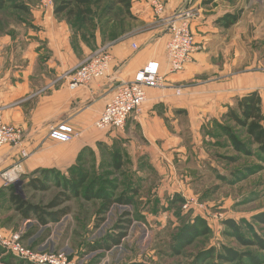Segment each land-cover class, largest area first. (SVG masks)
Wrapping results in <instances>:
<instances>
[{
    "label": "crops",
    "instance_id": "1",
    "mask_svg": "<svg viewBox=\"0 0 264 264\" xmlns=\"http://www.w3.org/2000/svg\"><path fill=\"white\" fill-rule=\"evenodd\" d=\"M161 1L165 11L157 17L147 0H133L134 19H127L126 29L103 27L93 39H85L64 14H56L54 6L42 8L40 1L31 3L29 15L18 12L19 21L0 14V115L23 134L19 145L0 149V190L8 197L9 187L35 172H67L85 150L115 140L144 183L155 180L153 194L160 199L163 182L173 180L176 170L197 174L206 162L215 167L204 145L206 128L224 116L236 97L258 91L264 99V56L246 51L241 21L227 30L215 24L224 14L210 5L214 1ZM185 8L193 12L199 45L192 62L184 71L168 74L166 88L146 90L147 101L124 133L97 131L94 124L121 83L132 81L151 62L165 66L170 40L165 19ZM102 46H110L113 56L107 78L75 92L67 81H59ZM60 126L78 137L70 143L53 139L51 128ZM187 192L182 188L162 196L168 201ZM10 229L0 224V233L9 234Z\"/></svg>",
    "mask_w": 264,
    "mask_h": 264
},
{
    "label": "rangeland",
    "instance_id": "2",
    "mask_svg": "<svg viewBox=\"0 0 264 264\" xmlns=\"http://www.w3.org/2000/svg\"><path fill=\"white\" fill-rule=\"evenodd\" d=\"M37 1L8 0L10 4L15 2L31 4ZM209 1H214L210 5L216 7L223 14L242 11L239 21L244 24L242 29H246L245 32H247V37L244 39V43L247 45L246 51L251 56L255 54L264 56V0ZM69 2L71 0H53L54 10L56 7H62ZM109 6L110 0H92L93 23L91 22V26L84 29L87 34L90 35L98 29H103L102 24L106 19L111 20L109 26L114 29H126L129 26L127 19H124L122 8L117 7L109 13L110 15L104 16L106 10L108 12ZM70 11L74 14L70 19L71 22L78 25L79 18L75 17L78 15V9L72 6ZM68 14L70 15V13ZM64 16L66 17V15ZM197 46H199L198 43ZM239 137L244 139V133L242 132ZM220 140L225 141L224 138H220ZM116 142L115 140L111 145L98 148L94 152H87L81 158L80 169H78L77 174L88 175L90 181L96 180L95 190L102 187L111 190L114 188L113 185L116 186L115 195H118L133 180L131 177L133 171L127 169L128 167L119 172L115 171L113 154L115 151L122 152L121 145ZM251 149L254 153L251 157L237 155L227 147L216 150L215 153L221 156L218 157L219 159L217 158V163H212L217 168V174L213 172L206 174L207 167L204 168L205 170H199L197 174H194V170L191 169L177 168L174 179L163 182L160 202L157 203L156 199L153 198L155 205L152 206L157 207V213H144L146 218L150 220V224L144 220H142L144 223L139 221V223L133 224L122 245L107 253L88 254V244H94L106 235L114 234L115 226H117L120 217L126 211L131 212L132 208L112 207L105 215L99 216L98 210L101 204L99 201L88 202L83 198H76L59 208V210H69V214L59 223L40 226L36 218L29 221L22 219L10 203L7 193L0 199V224L3 228H12L10 233L22 232L23 238L28 234L24 239L27 246L46 252L65 251L69 256H73L78 264H129L131 261L137 260H146L151 264H191L193 255L210 246L218 248L221 244L246 251L228 235L223 222L227 219H233L241 224L246 236H250L252 231H256L264 237V225L255 223L252 219L253 216L264 213V161L258 157L257 147L252 146ZM226 158H234V161L229 162ZM134 169L135 167H132V170ZM70 176L67 173L64 176L53 178V183L47 192L34 191L27 186L33 176L15 183L13 187L16 194L27 203L45 208L63 191V188L57 185V180H61L60 185H63L64 178ZM199 176L202 178H198ZM167 177L170 175L167 174ZM193 180H195L192 182L194 186H191L190 183ZM154 183V179L144 183L143 188L145 187L146 190L141 188L142 192H150V189L155 187ZM181 187L188 191L186 196L196 198L206 206V214H211V217L217 214L219 219H211L210 217L208 221L212 227L210 234L197 239L180 256L167 255L169 254L168 248H164L163 253L160 252L161 249H153L152 251V248L158 243L163 246V242L167 238L166 222L169 216L166 209L167 195L173 190H181ZM163 193L164 195L167 193L166 197L162 196ZM143 203H146V199Z\"/></svg>",
    "mask_w": 264,
    "mask_h": 264
},
{
    "label": "trees",
    "instance_id": "3",
    "mask_svg": "<svg viewBox=\"0 0 264 264\" xmlns=\"http://www.w3.org/2000/svg\"><path fill=\"white\" fill-rule=\"evenodd\" d=\"M132 2L133 0H110L108 12L106 10V15L104 16L110 15L109 13L118 7L122 8L124 19H134V16L131 15ZM72 6H75L79 11L78 15H75V17L79 18L77 21L78 25L75 22L72 23V20H70L74 15L73 12L70 11ZM54 11L56 14L66 15L69 24L85 39L95 38V32L89 35L84 30L93 23L92 0H71V2L64 4L62 7H56ZM18 12L29 15L31 13V4L28 2H15L10 4L8 0H0V14L8 13L9 17L11 16L14 21H19ZM68 13H70V15ZM241 13L242 11L238 13L228 12L218 18L215 24L224 30L230 29L239 22ZM110 21L111 20L106 19L102 26L109 27L111 24ZM108 132L114 133L115 131ZM242 132L245 135L244 139L239 137ZM205 136L208 138L204 140L205 149L211 156V159L216 163L219 159L218 157L221 156L215 153V151H218L221 147H227V149H231L237 155L251 157L254 155L251 147L254 146L257 147L258 157L264 161V99L261 94L258 91H253L243 96L236 97L233 106L228 108L224 116L220 120H213L212 126L206 128ZM220 138H224L225 141H221ZM105 146L106 145L100 143L97 147L104 148ZM94 151L93 149H89L81 153L77 164L69 168L67 172L51 169L37 171L32 175L33 179L27 186L31 190L39 192L49 191L53 183V178L64 176V174L67 173L71 175L69 178H64L63 185H60L61 180H57V185L62 187L63 191L45 208L27 203L16 194V190L13 186L8 188L10 192L9 201L20 217L26 221L36 218L40 226H46L49 223H59L69 214V210H59V208L76 198H83L88 202L99 201L101 203L98 210L99 216L105 215L112 207L132 208L131 212L126 211L120 217L117 226H115L114 234L106 235L94 244H88V254L107 253L113 248L120 247L127 238L128 230L133 224L139 223V221L142 220L150 224V220L146 218L144 213L149 214L150 212H154L156 214L157 207L152 205H155V199L157 203L160 202V198L152 192L154 188L150 189V192H142L141 188L144 189V180L137 174L135 169L132 170V161L123 149L121 150L123 153L120 151L114 152L113 167L116 172L126 167L133 171V173H131L133 180L130 181L129 186L118 195H115L117 187L114 185V188L111 190L104 187L95 190L96 180L90 181L88 175L77 174L78 169H80L79 163L81 162V158L87 154V152ZM226 159L229 162L234 161V158ZM205 165L210 171L217 174L216 167H211V164L207 162ZM36 175L38 176L35 177ZM108 183L111 184V182ZM5 195V191L0 190V199ZM145 199L146 203H143ZM184 202L183 196L179 193L170 196L168 199V208L166 209L171 213V216L174 217V220L171 221L167 218V242L165 239L163 246L158 243L157 246L152 248V251L153 249H161L160 252L163 253V249L168 248L169 254L167 255L177 257L180 256L187 247L193 245L197 239L210 234L212 227L208 224V221L211 214L197 212L194 209L184 211ZM211 219L213 218L211 217ZM252 219L255 223L264 225V213L255 215ZM142 223L144 222L142 221ZM223 225L226 227L228 235H230L241 248L246 249V251H240L225 244H221L218 248L216 246H210L201 250L196 255H193L191 264H264V237L256 231H252L250 236H246L241 224L233 219L225 220ZM27 236L28 234L23 238V241ZM0 257L1 264H28L18 261L11 254H7L1 247ZM70 257L72 258L73 256ZM129 264L151 263L146 260H137L131 261Z\"/></svg>",
    "mask_w": 264,
    "mask_h": 264
},
{
    "label": "built area",
    "instance_id": "4",
    "mask_svg": "<svg viewBox=\"0 0 264 264\" xmlns=\"http://www.w3.org/2000/svg\"><path fill=\"white\" fill-rule=\"evenodd\" d=\"M39 1L42 8H53V0ZM147 2L155 16L160 17L164 13L163 1L147 0ZM192 18V10L185 8L165 19V26L170 34V40L166 45L165 66L162 67L158 62H151L137 72L132 81L121 83L96 120L94 128L97 131L124 133L128 120L133 114L138 113L147 101L146 90L166 88V76L184 71L185 67L192 62L193 54L199 50L192 30ZM133 48L138 49L136 45H133ZM112 63L113 56L110 46H103L78 67L65 72L59 81H67L72 92L87 88L92 82L107 78L111 72ZM177 94L181 95V91L177 90ZM51 137L59 142L70 143L78 137V134H72L68 129L60 126L51 128ZM22 138V131L7 124L0 115V149L19 145ZM182 196L185 201L184 211L191 209L197 212L207 211L206 206L198 199ZM212 218L219 219V216L214 214ZM0 247L18 261L28 264H78L76 259L71 258L65 251L46 252L30 248L24 243L22 232L0 233Z\"/></svg>",
    "mask_w": 264,
    "mask_h": 264
}]
</instances>
